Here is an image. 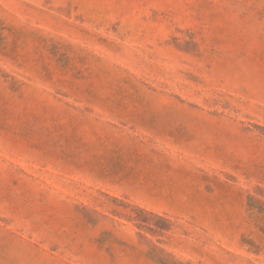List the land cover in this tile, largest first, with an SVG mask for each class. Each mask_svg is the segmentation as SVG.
Segmentation results:
<instances>
[{
	"label": "rangeland",
	"instance_id": "1",
	"mask_svg": "<svg viewBox=\"0 0 264 264\" xmlns=\"http://www.w3.org/2000/svg\"><path fill=\"white\" fill-rule=\"evenodd\" d=\"M0 264H264V0H0Z\"/></svg>",
	"mask_w": 264,
	"mask_h": 264
}]
</instances>
